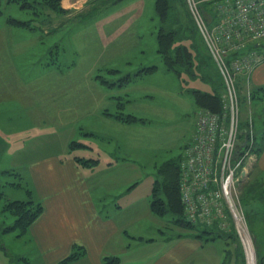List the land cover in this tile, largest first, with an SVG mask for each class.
<instances>
[{"label": "rangeland", "instance_id": "374dc122", "mask_svg": "<svg viewBox=\"0 0 264 264\" xmlns=\"http://www.w3.org/2000/svg\"><path fill=\"white\" fill-rule=\"evenodd\" d=\"M47 1L1 0L0 3V154L4 148L5 153L12 152L7 149L12 144L8 140L15 137L20 139L16 140L18 146L22 145L20 149H26L37 140L32 138L35 135L49 134L57 140L59 133L50 131L48 124L67 129L66 124L73 121L76 130L78 124L83 127L77 130L80 135L68 140L76 139L71 153L79 157L96 156L98 149L94 140L99 141V137H95L97 133L93 129L98 125L92 120L107 121L105 116L117 114V105L121 103L122 113L130 114L135 120L127 122L117 118L130 124L123 126L126 141L121 152L130 159L125 169L133 180L128 195L120 201L124 205L131 204L128 214L135 217L132 229L147 226L143 233L147 234L145 239L149 243L142 250L130 252L127 258L140 257L137 259L140 264H152L173 245H178L179 237H194L189 236L193 234L190 229L176 222L173 210H166L170 202L161 185L152 197H162L164 215L154 214L150 207L146 213L144 207L148 201L150 203L154 181H161L159 166L166 160H178L182 156V147L190 136L196 113L204 109L197 105L193 110V106L183 105L184 101L180 105L183 99L180 94L188 92L194 101L192 89L216 91L222 98L225 92L223 76L200 32L183 42L192 49L191 68L182 66L179 73L166 69L163 56L157 52L156 31L161 23L155 12L156 0H57L52 9L45 5ZM195 1L205 11L214 3V0ZM169 4L174 13L184 19V28L188 23L187 0H170ZM132 11L134 13H130ZM207 16L211 21L212 15ZM12 20L23 22L25 26L13 25ZM185 33L188 37L189 33ZM250 73L240 71L234 81L240 108L239 125L246 119L248 127L250 121L256 123L252 113L261 109L260 101L264 100L259 99L262 94L252 97L251 89L260 86L249 83ZM74 109L80 111L84 121L74 118L78 116ZM71 128L74 132L72 125ZM57 142L63 146L60 140ZM89 148H95L94 152ZM56 150L64 155L69 151L68 145L62 151L56 141L39 149L40 152ZM258 157L250 160L252 164L245 181L237 186L235 196L249 227L253 264H264V198L257 200L245 196L246 180L259 185V190L264 184V172L255 166ZM22 158L0 156V168L17 169V164L21 163L20 168L24 169L25 159ZM163 168L166 177H170L166 173L167 166ZM1 177L0 209L5 200L3 194L7 197L22 195L6 183L16 178L14 174ZM2 219L0 213V223ZM5 220L7 224L13 222L8 215ZM206 235L199 237L208 242L204 247L186 244L191 254L181 264H251L249 260L247 263L238 236L206 240L209 234ZM2 245L13 254L27 249L15 233L0 232V258H5L6 264H9V257ZM35 259L30 255V264L37 263ZM17 264L22 263L18 261Z\"/></svg>", "mask_w": 264, "mask_h": 264}, {"label": "crops", "instance_id": "0c3cea01", "mask_svg": "<svg viewBox=\"0 0 264 264\" xmlns=\"http://www.w3.org/2000/svg\"><path fill=\"white\" fill-rule=\"evenodd\" d=\"M127 27L130 25L128 24ZM257 45L264 46V40ZM249 83L264 88V59L251 71ZM180 96H183L180 105L184 101L183 105H190V107L193 106V110L196 109L197 105L194 104L195 101L188 92ZM74 111L78 116L73 117L77 121L79 119L84 121L83 115H79L80 111L77 109ZM49 113L52 114V110ZM186 115L191 118L189 113ZM105 118L107 121L92 120L95 125H98L93 132L99 137V141L94 140L98 149L97 155L90 154L91 157L98 159L93 166L78 164L71 151H67L66 155L57 150L39 151L42 145L55 141L63 151L69 139L80 135L77 130L80 131L81 125L78 124L76 130L73 121L66 124L67 129L48 124L50 131L59 133L57 140L49 134L35 135L32 138L37 140H34L26 149H20L22 145L16 144L19 138L7 139L12 143L7 149L12 152L5 153L7 150L4 148L0 154L4 158L19 156L25 159L23 166L27 169L36 195L42 203L41 213L30 225L31 241L28 244L39 255L38 260L41 264L58 263L71 252L74 245L84 247L85 256L70 264H103L104 256L118 257L120 264H140V260H137L140 257L133 260L127 256L133 250H142L149 244L145 239L147 234L143 233L147 231V226L132 229L135 217L128 214L131 204L124 205L120 201L121 197L125 198L128 195L133 185L132 177L129 171L127 175L125 169L130 159L121 152L124 151L126 141L123 139L125 138L123 126L130 124L122 123L108 115ZM131 124H137V122ZM71 125L74 127V132ZM194 125L195 118L190 136L182 150L192 137ZM58 140L63 146L57 142ZM33 143L39 144L33 145ZM94 150L95 148L90 151L94 152ZM17 166L20 168L21 163ZM255 166L264 172V149ZM122 172H124L123 175L120 174ZM144 207L146 213H149V201ZM187 243H193L197 248H201L208 242L195 236L179 237L178 245H173L152 264H181L191 254L186 246ZM3 255L5 256L4 253ZM0 264H6L5 258L1 259Z\"/></svg>", "mask_w": 264, "mask_h": 264}, {"label": "built area", "instance_id": "2783aa9c", "mask_svg": "<svg viewBox=\"0 0 264 264\" xmlns=\"http://www.w3.org/2000/svg\"><path fill=\"white\" fill-rule=\"evenodd\" d=\"M189 11L224 79L218 111L200 109L194 132L179 164V190L186 220L196 226L233 231L245 258L254 263V249L235 191L255 158L252 121L248 140L240 143V108L235 76L251 72L263 55L250 45L264 40V0H219L208 20L200 4L187 0ZM216 8V7H215Z\"/></svg>", "mask_w": 264, "mask_h": 264}, {"label": "trees", "instance_id": "16d2710c", "mask_svg": "<svg viewBox=\"0 0 264 264\" xmlns=\"http://www.w3.org/2000/svg\"><path fill=\"white\" fill-rule=\"evenodd\" d=\"M169 2L170 0L155 1V12L157 13L158 19L161 23L156 31L157 52L163 56L167 70H172L176 73H179L178 71L180 67L184 66L189 69L191 68V64H193L192 49L187 44H183V42L186 41L188 38L192 37L194 34H196V32L199 34V30L194 20L192 19V16L190 15L189 11L188 14H185L188 23H186V26L183 28L184 19H182L180 15H176L174 13L175 10H173V6H171ZM216 2L217 1L214 0V3L212 2L211 7L209 6L208 8H205L206 11L201 7L206 16L207 14H210L213 17L214 14L215 17L216 8L213 6V4H216ZM55 3H57V0H48L45 5L49 6L52 9ZM12 21L14 22V24L12 23L13 25L25 26L23 22H19L17 20ZM185 31L187 32V34L189 33L188 37H186L187 35ZM249 48L256 49L264 57V46H257L255 44H252ZM192 93L196 105L212 111L220 110L221 96L218 92H206L192 89ZM251 95L253 98L260 95L261 97L259 99L264 98V88L261 86L252 88ZM250 101L252 102V104H255V100L251 99ZM260 105L261 109L257 108L256 111L252 113V117L256 119V123L253 122L254 142L252 149L256 152V155H260V153L264 149V100L260 101ZM117 108L119 112L117 114L114 113L113 115L110 113L111 116L116 119L119 118L127 122L135 120V117H132L130 114L122 113L123 106L121 105V103L117 105ZM240 127L242 130L240 135V143L243 146L245 141L248 140V135L246 131L248 130V123L246 119L243 120ZM72 144H75V140H71L69 142V151H71L70 149H72ZM180 159L181 156L178 160H166L159 166V176H161L162 182L158 181L159 179H156L153 183V189L149 203L150 211H152L156 215L158 214L161 216L165 213V211L161 209L163 204V199H161L162 197L155 199L152 197L154 193H157L160 190L158 188L161 185L163 189L165 188L166 197L170 202V204H168V209L166 210H173L175 212L173 214L176 219V222L180 226H183L186 229H190L191 233H193L189 236L202 238L204 235L209 234V237H207L206 240L213 239L216 237L226 239V236L229 235L236 236L233 231L223 232L217 229L214 230L212 229V227L196 226L186 220L179 190ZM74 160L80 165L84 164L88 166H93L98 162V159L93 158L91 156L79 157V155H75ZM163 166H167L168 172L166 173L167 175L169 173L170 177H166V174L164 172L165 168H163ZM6 174L15 175L16 178L13 181L6 180V183L16 188L18 193H20L21 191L22 195L7 197L5 194H3L5 200L2 208L0 209V213H2L3 217L2 223H0V232L15 233V237L19 238L23 243H25L27 249L24 252H21L20 254H13L5 245H2L1 248H4V252L9 257V264H17L18 261H20L22 264H30V255L35 256V261L37 262L35 264H41V262L38 260L39 255L34 252V250H32L28 246V244L31 241L29 232L30 225L41 213L42 203L36 195V192L34 190L33 184L27 173L26 168H0V175H2L3 177L4 175L6 176ZM246 182L247 183L245 184V196L248 197V199L262 200L264 198V184H261L259 190V185L254 184V182L249 183L247 180ZM2 183H4V181ZM7 215L13 218V222H10L8 224L6 223L5 217ZM84 256V247H82L81 245H74L71 252L56 264H70L81 259ZM102 263L120 264L118 257L115 256H104L102 259Z\"/></svg>", "mask_w": 264, "mask_h": 264}, {"label": "bare ground", "instance_id": "6f19581e", "mask_svg": "<svg viewBox=\"0 0 264 264\" xmlns=\"http://www.w3.org/2000/svg\"><path fill=\"white\" fill-rule=\"evenodd\" d=\"M249 262L251 263V264H253V262L249 259Z\"/></svg>", "mask_w": 264, "mask_h": 264}]
</instances>
